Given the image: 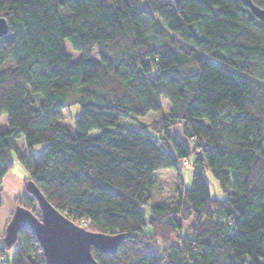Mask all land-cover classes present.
I'll return each mask as SVG.
<instances>
[{
  "label": "trees",
  "instance_id": "16d2710c",
  "mask_svg": "<svg viewBox=\"0 0 264 264\" xmlns=\"http://www.w3.org/2000/svg\"><path fill=\"white\" fill-rule=\"evenodd\" d=\"M0 17V191L17 159L77 225L124 235L98 264H264V23L242 0H0ZM11 249L46 264L31 230Z\"/></svg>",
  "mask_w": 264,
  "mask_h": 264
},
{
  "label": "water",
  "instance_id": "95a60500",
  "mask_svg": "<svg viewBox=\"0 0 264 264\" xmlns=\"http://www.w3.org/2000/svg\"><path fill=\"white\" fill-rule=\"evenodd\" d=\"M252 13L264 23V8L251 0H242ZM9 32L5 17H0V38ZM27 193L39 206L40 217L32 210L17 206L6 228L4 242L14 245L21 230H31L37 237L46 258V264H98L92 248L115 254L124 235L92 232L77 225L54 207L31 181L26 183Z\"/></svg>",
  "mask_w": 264,
  "mask_h": 264
},
{
  "label": "rangeland",
  "instance_id": "374dc122",
  "mask_svg": "<svg viewBox=\"0 0 264 264\" xmlns=\"http://www.w3.org/2000/svg\"><path fill=\"white\" fill-rule=\"evenodd\" d=\"M166 2H171L172 0H163ZM65 47L66 50L73 55L74 58L78 59L80 58V53L76 52L74 50V48L72 47V45L70 44V42L68 40L65 41ZM94 58L98 59V55L96 50L93 51V55ZM164 109L166 110L168 108V104L166 101H164V105H163ZM79 114V108L78 105H74L72 106L70 109L68 110H64V118H63V124L65 126H67L71 131H75V124L73 122V120L78 116ZM6 124V117H2L0 119V126L1 125H5ZM177 131H180L179 128H177ZM190 162V163H189ZM188 163H184L181 169V175H182V180L184 181V184L187 186L190 184L191 182V174H192V165H191V161H189ZM206 179L209 182L210 188H211V192L212 195L214 197H219L221 195V190L220 187L217 183V181L211 176V174L209 172H206L205 174ZM157 177L158 179L162 182L164 189H165V194L164 196L166 197V200L170 201L171 199H177L179 196L178 194H176V196H172L173 195V191L174 188L176 186H178L177 182H178V178H177V173L173 170H160L159 172H157ZM222 196V195H221ZM37 204V203H36ZM37 209L39 214L40 209L39 206L37 205ZM81 226V225H80ZM188 224H185V229L187 228ZM84 227V226H82ZM85 228V227H84ZM87 229V228H85ZM88 230V229H87ZM90 231V230H89ZM157 245L156 247L158 249H163L164 245L161 241H159V239L157 240Z\"/></svg>",
  "mask_w": 264,
  "mask_h": 264
},
{
  "label": "crops",
  "instance_id": "0c3cea01",
  "mask_svg": "<svg viewBox=\"0 0 264 264\" xmlns=\"http://www.w3.org/2000/svg\"><path fill=\"white\" fill-rule=\"evenodd\" d=\"M28 172L23 164L15 159L13 166L5 175L1 182L0 191V264H11V250L3 249L6 247L4 237L6 228L17 207L16 198L27 193L26 181Z\"/></svg>",
  "mask_w": 264,
  "mask_h": 264
}]
</instances>
